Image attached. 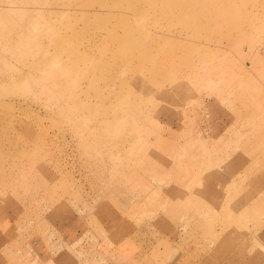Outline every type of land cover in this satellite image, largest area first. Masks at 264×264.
Instances as JSON below:
<instances>
[{"label": "rangeland", "instance_id": "374dc122", "mask_svg": "<svg viewBox=\"0 0 264 264\" xmlns=\"http://www.w3.org/2000/svg\"><path fill=\"white\" fill-rule=\"evenodd\" d=\"M0 264H264V0H0Z\"/></svg>", "mask_w": 264, "mask_h": 264}, {"label": "bare ground", "instance_id": "6f19581e", "mask_svg": "<svg viewBox=\"0 0 264 264\" xmlns=\"http://www.w3.org/2000/svg\"><path fill=\"white\" fill-rule=\"evenodd\" d=\"M26 3V0H20V5L22 4V5H24ZM56 5V4H55ZM10 6V5H9ZM61 6V5H60ZM20 7V6H19ZM15 9V8H14ZM19 9V8H18ZM176 9V8H175ZM7 11H9L8 9H7ZM175 11V10H174ZM20 12V11H19ZM19 12H17V14H19ZM6 15H8V13L6 14ZM9 15H10V12H9ZM8 15V16H9ZM20 15V14H19ZM18 15V16H19ZM10 16H12V15H10ZM24 17V15H21L19 18H23ZM12 19V18H11ZM14 19V18H13ZM5 20H7V19H5ZM10 20V19H9ZM11 21V20H10ZM14 21V20H13ZM163 92V91H162ZM262 198V197H261ZM252 200H251V204H252ZM251 204H249V205H251ZM252 206V205H251ZM252 208H255V203H254V206L252 207Z\"/></svg>", "mask_w": 264, "mask_h": 264}]
</instances>
